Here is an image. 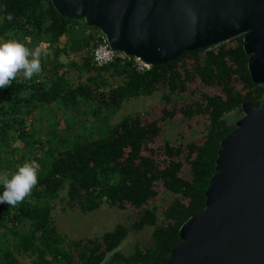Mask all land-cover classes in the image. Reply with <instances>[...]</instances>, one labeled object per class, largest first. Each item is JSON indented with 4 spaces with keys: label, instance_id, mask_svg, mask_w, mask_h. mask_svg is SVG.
I'll list each match as a JSON object with an SVG mask.
<instances>
[{
    "label": "trees",
    "instance_id": "trees-1",
    "mask_svg": "<svg viewBox=\"0 0 264 264\" xmlns=\"http://www.w3.org/2000/svg\"><path fill=\"white\" fill-rule=\"evenodd\" d=\"M9 14L12 20L7 19ZM89 29L99 31L83 19L59 15L50 0H0V37L17 40L29 49L42 45L41 58H48L52 67L48 80L17 75L0 89V175L7 173L11 178L32 160L39 165L31 195L14 207L0 204V264H18L21 254L31 256L30 264H158L167 260L179 241L181 224L204 207L219 142L235 128L225 115L241 112L243 103L259 105L264 100V85L251 80L241 35L230 45L184 51L174 61L139 71L131 61L94 65L90 50L94 36ZM61 52L71 55L69 66L96 73L90 75V85L72 86L64 70L57 68L55 59ZM107 70L121 83L105 90L108 83L101 72ZM187 83L197 85L191 87V94L198 93L199 100L182 109L165 107L160 117L125 116L110 124L98 115L102 107L115 111L123 101L162 87L167 89L163 98L168 102L170 94L185 91ZM96 94L99 97L93 98ZM90 100L97 107L91 111L92 122L84 124L76 118L79 127L72 128L71 112ZM56 101L67 111L64 129L30 130L26 120H32L34 111ZM180 114H201L207 120L203 142H190L181 158L180 151L156 145L163 117ZM183 164L190 171L188 179L181 175ZM159 180L178 196L162 208L163 218L157 224L148 202L159 197L155 189ZM63 189L66 198L61 200L72 209L89 212L105 203L132 207L136 213L129 225H117L86 241L68 240L51 217L52 201ZM3 191L0 184V195ZM146 225L154 226L150 246L136 244L128 255L116 250L130 230Z\"/></svg>",
    "mask_w": 264,
    "mask_h": 264
},
{
    "label": "water",
    "instance_id": "water-1",
    "mask_svg": "<svg viewBox=\"0 0 264 264\" xmlns=\"http://www.w3.org/2000/svg\"><path fill=\"white\" fill-rule=\"evenodd\" d=\"M151 66L241 35L254 84L264 85V0H50ZM264 97V92H263ZM219 142L204 207L179 227L158 264H264V100L243 103Z\"/></svg>",
    "mask_w": 264,
    "mask_h": 264
},
{
    "label": "rangeland",
    "instance_id": "rangeland-1",
    "mask_svg": "<svg viewBox=\"0 0 264 264\" xmlns=\"http://www.w3.org/2000/svg\"><path fill=\"white\" fill-rule=\"evenodd\" d=\"M82 22V21H81ZM237 37V36H236ZM235 38V37H234ZM225 41V45H230L233 39ZM0 42L4 40L0 37ZM71 55L68 53H59L56 55V59L59 61L57 68L64 70L67 79L71 82L72 86H76L79 83L90 85L89 77L92 74H96L92 71H79L69 66V59ZM41 59L42 71L34 75V78L47 79L52 72V67L49 65V59ZM23 77V74H18ZM102 80L108 83V86L104 88L107 90L109 86H115L121 83V79L112 75L110 70L101 72ZM48 80V79H47ZM200 89H203L201 82L197 84ZM197 85L187 83L186 90L183 92H177L170 94V100L167 102L163 96L167 92V89L159 88L150 95H143L133 97L125 100L121 103L120 107L115 111L102 107L98 109V115L105 117L110 124L117 123L125 116L135 118L143 114H148L151 117H160L162 115V109L165 107H172L176 109H182L184 106L190 104L193 101L199 100L198 93L191 94V87L195 89ZM93 98L99 97V95H92ZM82 103L77 110L71 112V116L68 122L72 128H77L78 122L76 118L82 120L84 124H90L93 120L91 114L92 109H96L94 103L86 102ZM67 111L63 109L62 104L59 101L51 105H41L37 108L32 116V120H26L27 127L33 131H42V128H55L58 131H62L65 127ZM242 112L233 111L225 115V118L229 120V123L234 124L241 118ZM58 115H61L58 118ZM74 117L76 120H74ZM59 120V121H58ZM207 120L205 116L197 114L195 116L188 114H180L178 118H169L164 116L160 133L156 138V145L172 148L174 151H180L179 158H181L186 150V146L190 142H195L199 145L203 142V137L206 133ZM181 175L188 179L190 177V171L184 164L181 169ZM155 189L158 191L156 200L148 202L149 208L153 209L157 215V224H159L163 218L162 208L168 206L178 195L166 190L162 181H158ZM66 198V190L63 189L59 192V197L52 201L53 208L51 211V217L58 232L65 236L68 240L92 239L107 231H112L117 225H129L133 219L136 210L132 207H112L108 204H102L99 208L83 212L72 207L61 199ZM183 201V200H182ZM154 226L146 225L140 230H130L128 235L121 241L117 247V251L123 255L130 254L134 246L139 244L140 246H150L152 244V232ZM18 264H30L31 256L26 254L18 255Z\"/></svg>",
    "mask_w": 264,
    "mask_h": 264
},
{
    "label": "clouds",
    "instance_id": "clouds-1",
    "mask_svg": "<svg viewBox=\"0 0 264 264\" xmlns=\"http://www.w3.org/2000/svg\"><path fill=\"white\" fill-rule=\"evenodd\" d=\"M7 19H13L11 14ZM43 51L42 45L29 49L17 40L0 42V89L8 87L20 73L28 80L39 74L42 71L40 57ZM38 168V163L32 160L20 166L11 178L7 173L0 175V184L4 187L0 204L7 203L14 207L30 196L33 187L38 183Z\"/></svg>",
    "mask_w": 264,
    "mask_h": 264
},
{
    "label": "built area",
    "instance_id": "built-area-1",
    "mask_svg": "<svg viewBox=\"0 0 264 264\" xmlns=\"http://www.w3.org/2000/svg\"><path fill=\"white\" fill-rule=\"evenodd\" d=\"M89 32H92L94 36V44L90 49L94 65L103 66L119 60L122 62L131 61L139 71L150 68L151 65L144 62L139 56H130L123 51L112 49L106 36L102 32L94 29H89Z\"/></svg>",
    "mask_w": 264,
    "mask_h": 264
}]
</instances>
